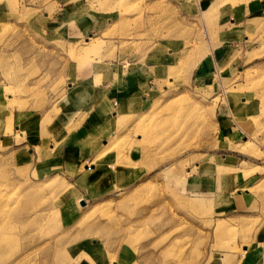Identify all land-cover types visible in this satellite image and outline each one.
<instances>
[{"label": "rangeland", "instance_id": "obj_1", "mask_svg": "<svg viewBox=\"0 0 264 264\" xmlns=\"http://www.w3.org/2000/svg\"><path fill=\"white\" fill-rule=\"evenodd\" d=\"M244 4L0 0V264H264V15ZM132 67L134 107L74 144L69 91Z\"/></svg>", "mask_w": 264, "mask_h": 264}, {"label": "crops", "instance_id": "obj_2", "mask_svg": "<svg viewBox=\"0 0 264 264\" xmlns=\"http://www.w3.org/2000/svg\"><path fill=\"white\" fill-rule=\"evenodd\" d=\"M244 1L245 6L242 7L243 9L239 11L238 15L241 16V13L243 12L242 15H247L249 17L245 19V21L249 22L261 19L264 15V0ZM211 2V4H206V9L214 8V4L216 1ZM234 22L235 20L233 21V23ZM233 23L231 22V24ZM234 31L236 32V29H234ZM157 60L158 59H156V61ZM212 62H214V59H212V57H208L205 61L199 64V66L197 67V71L200 69L199 72L204 73L207 68L211 67ZM104 71L105 70H103V72ZM106 73L107 72L105 71L102 74ZM127 73H129L128 76H124L123 73H118L117 78L112 80L111 82L106 81L101 83L99 87H92L93 92L91 94V101L87 103H84L85 101H83V96L85 95L82 94L79 97L78 93L72 92V89L69 91V93H72L71 98H73V100L70 99L69 106L66 105L67 111L64 107L65 115H71L73 118L75 116L77 117V115H79L80 113L82 115H85V121L80 124L81 131L76 132L78 138L76 141H74V144L77 141L81 142L82 144L86 139L85 137L89 135L90 132H96L99 130V128L108 125L111 121L116 120L119 116L128 114V112L134 107V96L144 89L143 87L148 83V80L150 79L145 70L133 69L132 67V70ZM82 104L88 105V108H86V106L82 108ZM102 142L105 143V140H102ZM70 150L73 152H82L81 149ZM73 155L75 154L72 153L70 155V158ZM94 168L95 167L92 166L90 169L93 171ZM116 173L117 172L115 171L114 175H116ZM190 182L193 187L197 185L193 181ZM244 260L245 262H247L248 258L246 257Z\"/></svg>", "mask_w": 264, "mask_h": 264}, {"label": "bare ground", "instance_id": "obj_3", "mask_svg": "<svg viewBox=\"0 0 264 264\" xmlns=\"http://www.w3.org/2000/svg\"><path fill=\"white\" fill-rule=\"evenodd\" d=\"M3 222H4L3 220L0 221V229L2 228L4 230L5 228L4 227H1L5 223V222L4 223ZM4 249H7V247L5 246V244H3V243L0 242V254L6 253V252H3Z\"/></svg>", "mask_w": 264, "mask_h": 264}]
</instances>
